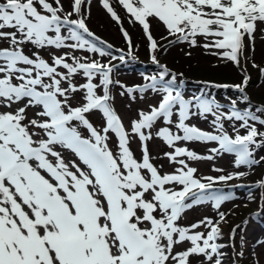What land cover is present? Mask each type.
I'll use <instances>...</instances> for the list:
<instances>
[{"label": "snow or ice", "instance_id": "snow-or-ice-1", "mask_svg": "<svg viewBox=\"0 0 264 264\" xmlns=\"http://www.w3.org/2000/svg\"><path fill=\"white\" fill-rule=\"evenodd\" d=\"M68 2L65 9L64 0H0V264H223L224 213L219 221H179L204 203L219 210L233 197L213 185L245 173L198 176L188 161L225 153L234 155L237 169L264 161L256 159L264 150V104L253 105L246 91L248 54L258 33L264 39V0H116L129 23L141 26L151 60L161 68L134 87L112 78L111 61L126 62V54L114 55L89 29L91 0ZM102 6L121 24L132 55L121 17L110 0ZM154 23L166 31L161 39L167 45L152 35ZM180 44L202 47L241 73L239 84L206 85L240 94L226 109L205 92L186 98L184 81L159 64L158 50ZM252 66L264 78V66L254 60ZM116 85L133 100L148 92L158 100L125 125L113 107ZM95 114L99 127L90 119ZM209 116L212 132L189 123ZM133 139L140 142L139 158ZM153 140L171 150L163 156L173 171L153 163ZM180 142L218 147L201 156ZM258 187L264 189V180ZM235 234L234 228L230 239ZM236 255L242 259L244 252Z\"/></svg>", "mask_w": 264, "mask_h": 264}, {"label": "rangeland", "instance_id": "rangeland-1", "mask_svg": "<svg viewBox=\"0 0 264 264\" xmlns=\"http://www.w3.org/2000/svg\"><path fill=\"white\" fill-rule=\"evenodd\" d=\"M110 1H112V3H116V1H113V0H110ZM64 6H65V9H69L68 0H64ZM88 20L91 21V22H88V21L87 22L91 24L92 27H94L97 30L99 29L103 31V33L105 32L108 33L109 35H111V39L116 44L121 45L122 47L127 46L126 49L129 50L128 43L125 40V37L121 31V24H118L116 21L110 18L107 10L104 9L102 6L101 0H91L90 16ZM122 27L124 30L128 32L129 35H131L130 31L128 30L129 28L128 25H124V22H122ZM140 29L141 30H139V32L141 34V38L140 39L137 38L138 40L136 41L137 43L136 48L138 50H144V52L151 54L149 51V42L146 39L142 28ZM152 35L157 39V41L161 45H164L165 42L167 41V40L161 39L162 36L167 35L164 28L162 26L156 25L155 23L153 24V28H152ZM131 40H132V43L134 44L132 37H131ZM28 51H34V49H29ZM174 51L177 52L178 57L184 56V55L189 56L187 55L188 52L195 54L194 58L197 60L199 59V61L197 60L194 61L195 66H198L203 69L211 67L216 70L220 68L221 65L225 64L224 61L219 60L217 57L211 55L210 51L206 52L205 49H203L202 47L189 48L186 44H180V45L169 47L167 51L161 52L162 53L161 58L171 57ZM41 54L45 58L49 56V53L47 51H42ZM57 54H60V53L57 52ZM76 54L81 55V56L91 55V54H86L83 52H78ZM119 54L120 53L117 51L114 53V55H119ZM248 56H249V60H248L246 67L247 69L248 67L253 68L255 70L254 73L257 74V79L255 81V84L253 85L251 89H248V93H250V91L252 92V95L250 96H251L252 101L257 103L256 105L264 104V78H261L258 70L252 66L253 60L255 61L256 64L264 66V39L261 38L260 33L257 34L256 40H255V51L254 52L250 51ZM255 57H258L259 60ZM96 58L99 59V56H97ZM102 63H104V61H102ZM228 64H230L233 67L235 72L237 71V73H239L236 67H234L231 63H227V65ZM213 73L215 75L219 73L221 74V72H213ZM215 80H218V79H215ZM114 81H119V84L125 85L126 87H134V86L139 85L134 80H131L129 77L123 76L122 74L119 75V77L115 76ZM122 91H124V89H122L119 85H116L112 88V95L115 97L114 102H113V107L115 108L117 113L122 117L125 125H128L130 120L136 118V113L139 110H147L150 104H154L158 100V97L154 93H151V92L145 93L143 99H141L140 95L137 93L135 94L136 95L135 100H133L127 94L123 96L120 95ZM184 94L186 98H189L194 95L193 93H184ZM229 103H230V99H229V102L226 103L225 105L228 107ZM90 119L92 120L94 125H96L97 127H99L102 123V120L99 114L90 116ZM189 123L199 127L202 130L209 131V132L213 131L212 125L209 124L211 123V119L205 120L200 117H193L192 120L189 121ZM225 127L227 128L226 125ZM83 131H84V135H87L86 130H83ZM173 131H175V129H173ZM112 146L115 147V137H113ZM130 146L133 152L139 158L141 155L140 142L136 139H133ZM177 146L186 147L189 150L194 151L195 153H198L201 156L211 155L212 153L209 150L212 148L218 147V145H216L215 143L206 144V143H200V142H189V143L180 142ZM148 147L150 149L152 156L158 157V159H155L153 163H155L157 166L163 164V169H162L163 172H171L174 170V166L170 165L167 158L163 156L164 152L171 151L163 142L159 140H153L149 142ZM64 151H67V150H64ZM260 157L261 156H258V158ZM71 158L76 159L74 155L71 156ZM234 159L235 157L228 156V154L225 153L223 155L216 156L215 159L213 160L202 159V160H197V161H188V163H189V166L198 169V172H197L198 176H219V175H227L229 173H236V172H243L245 173V176L246 175L250 176L252 173L256 172V170H253L252 168L249 169L248 167H245V166H242L239 169L235 168L234 163H233ZM214 168L223 169V172L213 171ZM233 180L236 181V179H233ZM213 189L219 191L220 193H223L221 187L213 186ZM223 194H226V193H223ZM243 201L244 200L241 199L240 203H242ZM258 208L260 207L257 206V209ZM234 209L235 208L231 206L230 204H227V202H223L219 210L215 209L212 203H207L206 205L201 204L199 206L193 207L190 210H187L185 214L183 215L182 219L179 221V223L182 226H189L195 222L202 220L205 217L211 218L213 221H219L220 220L219 213L222 212L225 214V219L222 222H220V227L223 224H225L227 225L226 230H229L228 232H230L234 226L231 223H229L228 220H233L231 218H232V215L234 214L232 212ZM245 226L246 224H243V228H241V232L244 231L243 232V235H244L243 246H245L246 248L244 252V257L241 260L242 262L241 264H246V263L255 264L256 260H259V264H264V245L260 243L261 241H264V227L258 230L254 234V237H252L250 233L254 229L255 225L251 223L250 225L246 227ZM255 228H258V227L255 226ZM197 231H206V229L201 228V229H197ZM228 232H227V236H228ZM241 232L237 237L235 234L236 246L238 243L241 245V238H242ZM231 241H234V240L230 239V237L226 238L223 236L218 241V243L222 245H227L228 247H230ZM230 249H232L230 252H223L224 255L222 259H224L225 256H228V259L231 260L230 261L231 263L235 260L239 261L238 259L239 256L236 255V251H239V250L242 251V247L241 246L236 247L235 248L236 251H234L232 247H230ZM223 264H227V263L223 262Z\"/></svg>", "mask_w": 264, "mask_h": 264}, {"label": "trees", "instance_id": "trees-1", "mask_svg": "<svg viewBox=\"0 0 264 264\" xmlns=\"http://www.w3.org/2000/svg\"><path fill=\"white\" fill-rule=\"evenodd\" d=\"M102 1V0H101ZM116 1V0H113ZM112 3V1H110ZM114 10L118 13V15L121 17V21L124 22V25H128L129 28L128 30L130 31L131 35L129 37L133 39L134 44L132 48V55H127L129 50L126 49L127 46L122 47L121 45L116 44L112 39L111 35L108 33H103L101 30H97L94 27L91 26L88 22H91L88 20L87 24L89 29L94 33L96 37H98L101 41L104 42L105 45H112V51L113 54L116 52V50L120 49L123 50V52L126 53V62L120 64L119 60H112L111 63L115 65V70L112 74L113 80H115V76L123 75L129 77L131 80H134L137 82L139 85H143L146 83L144 80L145 75H154L158 74L161 71V68L157 65L154 64L151 60V54H148L147 52H144V50H138L136 48V41L141 38V34L139 30H141V26L136 24L133 25L129 23L127 14L125 11L117 4V3H112ZM109 14V13H108ZM110 16V14H109ZM111 18V16H110ZM142 32V31H141ZM138 38V39H137ZM132 42V40H131ZM167 41L165 42L164 45H167ZM169 48V47H168ZM167 48V50H168ZM258 49V48H257ZM256 49V50H257ZM164 50H158L156 52L157 59L159 60L160 65H166L168 69L174 74H176L180 79L184 81V85L182 88V91L184 93H193L194 95H200L201 92H205L209 97H215L216 100L224 105L225 109L227 106L225 105L226 103L229 102V98L231 99H236L240 94L234 89V88H228L225 89L223 87L221 88H216V87H206V85H236L239 84L242 80L241 73L235 72L233 67L227 63L224 65H221L220 68L218 69H213L211 67L208 68H200L198 66H195V62L197 59L194 58L195 54L191 53L189 56H177V52H173L171 57L168 58H161L162 53ZM255 55V54H254ZM256 56V55H255ZM134 57V58H133ZM259 60L258 57H255ZM99 59L104 61L105 64L109 62L108 57L100 58ZM199 61V59L197 60ZM258 62V61H257ZM221 69V70H220ZM254 69L251 67H248L247 69V74L251 76V80L249 82V86L246 89L247 94L250 96L252 95V92L248 93V89H251L253 85L255 84V81L257 79V74L254 73ZM213 72H221V74H214ZM183 74L180 76V74ZM213 75V76H211ZM212 79V80H211ZM218 79V80H215ZM192 94V95H193ZM193 95V96H194ZM251 98V96H250ZM251 102L253 105H256L257 103L253 102L251 99ZM242 109L244 107L243 104H238ZM212 119L211 116L208 117L207 120ZM211 125V123H209ZM225 125L227 126L229 132L231 133V127H229V123L226 122ZM229 156L234 157V155L229 154ZM258 156H264V150H257L256 152V159L259 160ZM264 161H260L259 164L254 165L252 167L253 170H256L255 173H252L250 176L244 175L243 178L236 179V181H228L226 184L225 183H217L214 184L213 186H225L223 188H226L227 186L233 184L235 182H240V184L245 187L241 193H239L237 188H233V190H228L232 191L230 194H233V199L225 201L227 204H230L233 206L235 209L232 211L234 214L232 215L233 220H228L229 223H231L235 229L236 233H239V229L243 228V224H247L250 220L253 225L257 226L258 228H255L254 226V231L252 230L251 236L253 237L254 234L262 229L264 227V189L258 187V182L261 180H264ZM246 167V166H245ZM233 182V183H232ZM227 185V186H226ZM259 188V189H258ZM259 198H261V201L259 202ZM244 200L242 203L240 201ZM211 203V202H208ZM207 204V203H206ZM205 204V205H206ZM257 204L261 205V209L259 213L254 214V211L257 210ZM239 226V227H237ZM247 226V225H246ZM245 226V227H246ZM237 227V228H236ZM227 225L223 224L221 226V236H227ZM239 228V229H238ZM242 238L244 237L242 233ZM235 247L232 248L234 251H236V247L241 246L239 243L234 245ZM226 248H228L227 252H230L232 249L225 245L221 250L223 252H226ZM246 248L245 246L242 247V251L245 252ZM240 252L236 251V253ZM223 258V257H222ZM225 257L223 262H230V259H227ZM239 261L235 260V264H241V259L240 257L238 258ZM247 264V263H246ZM249 264V263H248Z\"/></svg>", "mask_w": 264, "mask_h": 264}]
</instances>
